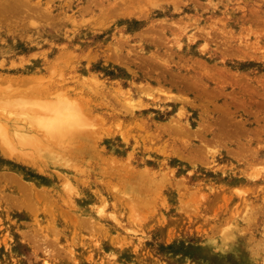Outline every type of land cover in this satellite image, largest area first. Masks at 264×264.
<instances>
[{
	"label": "rangeland",
	"instance_id": "rangeland-1",
	"mask_svg": "<svg viewBox=\"0 0 264 264\" xmlns=\"http://www.w3.org/2000/svg\"><path fill=\"white\" fill-rule=\"evenodd\" d=\"M12 2L0 264H264V0Z\"/></svg>",
	"mask_w": 264,
	"mask_h": 264
},
{
	"label": "bare ground",
	"instance_id": "bare-ground-1",
	"mask_svg": "<svg viewBox=\"0 0 264 264\" xmlns=\"http://www.w3.org/2000/svg\"><path fill=\"white\" fill-rule=\"evenodd\" d=\"M12 1H13V2H12V3H13V7H12V9H11V12H12L13 9H14L13 12H14V11L17 12L16 9H17L18 6H19V7L22 6V7H20V8H21V9H20V12L23 11L22 8H24V7H25L26 9L28 8L29 11H30V9H31V11H33V13H36V14H39L38 11H40V9L43 10L41 7H38V6L36 5L37 7H35V8H39V9L36 10V9L34 8V9H35V11H34L33 7H34L35 5H31L32 8H30L29 5L27 6V3H26L27 1L25 2V0H24L25 3H24L23 1H21V0H16L17 2H15L14 0H12ZM19 1L22 2V3H20V5H19V3H18ZM9 2H10V1H8V4H9ZM15 3H17L18 6H17ZM5 4H7V2H6ZM24 4H26L27 7L24 6ZM9 5L11 6V3H10ZM4 6H5V5H3V7H4ZM7 6H8V5H7ZM16 6H17V7H16ZM23 6H24V7H23ZM6 8H7V7H6ZM29 8H30V9H29ZM46 8H47V7H46ZM2 9H3V8H2ZM2 9H1V10H2ZM8 9H9V8H8ZM26 9H24V10L26 11ZM32 9H33V10H32ZM5 10H6V12H7V9H5ZM5 10H4V11H5ZM44 10H46V9H44ZM44 10H43V11H44ZM8 11H9V10H8ZM29 11L26 12V13H27L26 15H28V17L32 18L35 14H34L33 16H30V15L32 14V12L30 11L31 14H29ZM11 12H10V13H11ZM23 12H24V11H23ZM37 12H38V13H37ZM44 12H45V11H44ZM44 12L41 11L40 14H42V13H44ZM2 13H3V11H2ZM4 13H5V12H4ZM18 13H19V10H18ZM18 13H14V14H18ZM45 13L47 14V12H45ZM40 14H39V15H40ZM39 15H35V16H36V17L38 16V18L40 17V18L42 19L43 16L41 17V15H40V16H39ZM43 15L45 16V14H43ZM47 16H48V15H47ZM47 16H46V17H47ZM46 17H45V19H46ZM33 18H35V17H33ZM43 18H44V17H43ZM46 20H47V19H46ZM90 93H91V92H90ZM91 95H92V93H91ZM40 104H41V103H40ZM41 105H42V104H41ZM36 106H37V104H36ZM29 107H30V106H29ZM32 107H33V106H31V108H32ZM34 107H35V105H34ZM70 115H71V114H70ZM52 119H53V118H52ZM54 119H55V117H54ZM53 121H54V120H53ZM55 122H56V120H55ZM49 123H51V122L49 121ZM52 123H53V122H52ZM43 124H44V123H43ZM62 129H64V128H62ZM65 129H66V128H65ZM82 129H83V128H82ZM4 130H6V129H4ZM78 130H79V129H78ZM76 131H77V129L75 130V127H73V128H71V129H69V133H67L68 135H66V133H64V137H66V136H73V135L77 134V133H75ZM66 132H67V131H66ZM77 132L79 133V131H77ZM80 132L82 133V131H80ZM4 133H6V131H4ZM62 133H63V132H62ZM65 135H66V136H65ZM19 138H20V137H19ZM24 138H25V136L23 137V139H22V136H21V138L19 139V141L21 142L22 140H24ZM68 138H69V137H68ZM24 141H26V140H24ZM24 141H23V142H24ZM81 145H82V144H81ZM79 147H80V146H79ZM69 150H71V149H69ZM65 151H68V150H65ZM70 152H71V151H70ZM70 152H69V153H70ZM67 154H68V153H67ZM63 155H64V154H63ZM65 155H66V154H65ZM65 155H64V156H65ZM72 161H73V160H72ZM75 163H76V162H75ZM30 205H31V204H30ZM30 205H29V206H30Z\"/></svg>",
	"mask_w": 264,
	"mask_h": 264
}]
</instances>
